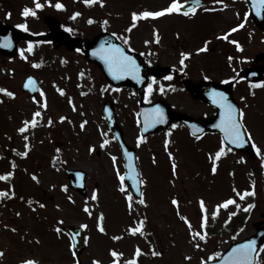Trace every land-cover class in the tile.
Segmentation results:
<instances>
[{"label": "rangeland", "instance_id": "rangeland-1", "mask_svg": "<svg viewBox=\"0 0 264 264\" xmlns=\"http://www.w3.org/2000/svg\"><path fill=\"white\" fill-rule=\"evenodd\" d=\"M204 1L205 4L195 15L173 13L152 18L145 25L136 22L134 32L132 35L130 33L134 40L132 44L143 50L150 61L173 66L178 65L177 59L181 57V52H191L192 56L186 61L187 72L194 81L205 76L215 81L231 78L241 68L251 65L256 53L264 51L262 34L250 26L243 0H223V4L214 0ZM169 4L170 0H117L120 13H124V16L120 21H114L116 23L112 30L124 32L129 20L124 21L130 18L129 13L125 18L126 10L132 13L155 11ZM113 16L119 15L113 13ZM236 23L243 24V35L246 33V38L234 36V33L231 35L232 32L229 34V38L235 37L244 44L237 53L231 45L233 43L226 44L222 38H218L222 33H229ZM93 26L84 20L82 31L85 37L93 35ZM152 27L159 32V43L155 42ZM145 39L151 41L149 44L153 45V50H149ZM205 41H209L208 50L197 53L195 50L202 47ZM173 44L175 49H172ZM229 57H232L231 61ZM47 66L34 69L33 65L22 60L0 63V87L16 93L14 98L0 93V175L13 172L12 180L11 177L8 182L0 180V190L14 191L15 196L4 198H12L19 204L0 206V250L5 253L0 258V264H17L24 259H35L39 264H72L66 241L55 231L67 223L87 225L89 244L85 255H82L84 264H93L94 260L111 264L114 259L112 250L123 253L121 264L134 258L138 264H200L199 257L221 253L228 243L254 230L253 222L259 219L261 212L264 213V157L257 153L248 157L225 150L226 154L214 161L209 157L210 154L214 157L222 146L218 136L208 135L195 140L179 125L136 143V98L132 99L128 92L125 94L128 101L120 94L130 106L121 100L123 104L119 107V119L126 128V139L137 146L144 179L143 198L147 202L151 227L144 229L145 234L129 232L130 226L138 225L133 210L135 207L129 210L127 194L120 190L119 176L115 177L118 167L111 158L115 153L113 147L109 142L102 146L109 135L101 113L105 89H99L98 86L105 82L79 58H67L63 66L65 70L58 75L45 73ZM55 68L54 73L61 69L60 66ZM80 70L83 75L78 74ZM25 71L35 72L39 76L40 93L42 91L43 96L39 94L33 99L21 91ZM58 88L65 90L63 95L58 92ZM233 89L235 99L245 112L246 129L252 134L256 146L264 151V84L248 86L240 82ZM152 93L158 94L156 89ZM45 99L47 108H42ZM166 99L173 108L196 116L211 113L210 108L190 101L182 92H169ZM70 100L76 105L75 110ZM37 110L42 111L43 119L35 128L27 131L32 133L33 139L28 141L29 149L25 150L24 136L18 132V128L25 119H31ZM61 116L67 119L61 121ZM49 117L53 120L52 125L47 123ZM84 120H87V124L81 129L80 124ZM165 141H168L167 147ZM93 147L95 150L100 149L99 156L94 154L95 150H90ZM17 151H27L28 155L22 156ZM151 152L155 157H150ZM51 155L57 157L58 163L54 161L51 164ZM173 159L177 166L175 173ZM214 162L217 165L215 173L212 172ZM64 168H80L87 172L86 197L80 198L62 187L66 183ZM119 173H122L120 168ZM33 174L39 178L38 182L32 178ZM9 183H13L14 188ZM246 190L249 193L254 190L256 194L241 198L239 194ZM94 192L96 199H92ZM69 196L72 200L68 199ZM173 198L179 201V212L177 206L172 204ZM201 198L208 210L206 231L211 229L215 235L206 241L192 239L195 231L205 230L201 227L204 215L199 204ZM229 198L234 199L236 204L221 208L218 216L212 217L216 205ZM30 200L32 203L28 202ZM64 200L69 210L62 216L55 208H59L57 206L63 204ZM133 202L138 208L142 205ZM250 204L253 207L246 210ZM86 205L89 211H85ZM60 208L64 213L65 210ZM14 211L19 215H15ZM100 213L104 216L106 231L103 233L98 228L99 219L95 221L96 215ZM231 213L235 215L229 220ZM241 213H246L243 225L232 227ZM184 216L190 220L191 230L182 218ZM58 218L60 222H57ZM12 229L19 233H13ZM230 229H238L235 236ZM117 236L120 239H113ZM196 243H200L201 247L196 248ZM137 247L142 250L139 257L134 256ZM153 249L159 253L162 250V253L152 255Z\"/></svg>", "mask_w": 264, "mask_h": 264}, {"label": "snow or ice", "instance_id": "snow-or-ice-1", "mask_svg": "<svg viewBox=\"0 0 264 264\" xmlns=\"http://www.w3.org/2000/svg\"><path fill=\"white\" fill-rule=\"evenodd\" d=\"M52 0H47V3L51 4ZM96 2V0H84V3L87 5H92ZM100 5L103 6L104 4V0H99ZM200 2L201 0H170V4L168 7H165L161 10H157V11H141V12H133L132 13V21L133 23L129 26L128 29H126L127 32H131L133 28L136 27V22L139 21L141 18L144 19H148V18H158L162 15L165 14H173V13H178V14H182L184 16H189V15H195V13L197 12L198 8L200 7ZM214 2L216 3H221L223 4V0H214ZM185 10V5H189ZM57 9H64L65 5L61 2V0H56V3L54 5ZM35 7L37 9L43 8L44 4L40 2V0H35ZM224 7H227L226 4H224ZM254 7H256L257 9H264V0H258L257 4L254 5ZM23 15L25 17L32 15L35 16L36 12L33 11L32 8H28L25 7L23 10ZM81 15V13L76 12L73 14L72 19H75L77 16ZM89 23H92V19H89L88 21ZM105 24L108 23L107 20L104 21ZM18 28L24 29L25 31H28L27 25L26 24H18L17 25ZM243 27V24L237 25L236 27L232 28L229 30V33H222L221 36H219L218 38H222L224 40H228L229 39V34L230 32H235L238 28ZM69 31H71V29H68ZM113 36H116V33H112ZM177 35H179V33H177ZM119 39H121L123 41L124 45H129L130 46V36L127 35H123L121 34ZM154 39L156 43L160 42V35L158 30L154 32ZM6 43H4V47H11V40L6 38ZM151 41H145L146 44L150 43ZM231 43L236 44L238 48H241V46L239 45V43L235 40H232ZM208 44L209 41H205L203 46L200 48H197L195 51L197 53L200 52H204L208 50ZM242 50V48H241ZM27 51L28 52H32L33 51V44L31 41L28 42V47H27ZM20 54L21 56H23L25 59H27L26 56H24V50L21 49L20 50ZM93 55L95 56H99L104 63L107 65L108 68V72L109 74L114 78V79H121L123 76H132L134 79L140 80L142 79V77L140 76V64L137 63L136 58L132 55H129L128 52L125 51L124 47L121 46L120 44H115V43H108V44H101L100 47L98 49H94L93 50ZM181 59L179 61V63L181 65L185 64V60H187L189 57L192 56L191 52L188 51H183L181 52ZM232 57H229V61H231ZM149 63H151V61H149ZM180 71H184V68L182 67L180 69ZM83 75V74H81ZM171 76L166 77V79H171ZM205 79H208L207 76H205ZM232 79H235V77H233ZM153 80H155V78H153ZM261 84H264V82H261ZM25 88H30L33 91H36V82L33 79V77L29 76L27 78V82L24 84ZM149 90L151 91L152 89V85L149 84L148 85ZM64 89L63 88H58V92L63 95L64 94ZM160 91L163 92L164 88L163 86L160 88ZM0 93H4L6 94L8 97H12L14 98L16 96V93L4 88V87H0ZM41 96L44 95V93L41 91ZM209 95L213 98V103L219 104V106L223 109L222 115H221V122L220 124L216 125L218 128L221 129V131L224 134V139L227 141H230L231 144L233 145H238V146H242L246 143H248L249 141L252 140V134L250 132L247 131L246 126L244 124V117H245V112L243 109H237L236 105H234L231 101L228 100L227 95L224 92L221 91H217L216 89H212L211 92L209 93ZM33 99H35V97H33ZM37 103H40L39 101H37ZM70 104H72V108L73 110H75L76 105L74 103H72V101H69ZM42 108H47V101L46 99L44 100V102L41 105ZM43 119V115H42V111L37 110L33 113V116L31 119H25L22 122V126L18 128V132L23 134L25 132H27L30 128H35L39 121ZM65 119H67V117L61 116L60 120L64 121ZM166 119L165 115H164V110L162 108H160L159 105L156 106V108L153 110L152 113V122L153 124L155 123H161L164 122ZM48 125H52L53 124V120L51 117L48 118L47 120ZM87 124V120H84L81 122L80 124V128L84 129L85 125ZM173 128L177 127V125L173 124L172 125ZM245 137H247V140L245 139ZM24 140L27 141L28 140V136L25 135ZM139 140H143V137H139ZM108 144V140H104L103 141V145H107ZM168 141H165V145L167 147ZM252 146L255 148V151L257 153V155H260L262 157H264V151L261 150L260 147L256 146V144L253 142ZM25 148H29L28 144H25ZM90 150H95L94 147ZM231 149H229L230 151ZM57 151H59V149H57ZM226 154L225 153V147L222 145L220 147V149L218 151H216L214 157L210 154V159H213L214 161H218L220 159V157L222 155ZM21 155L23 156H27L28 152L25 151L23 153H21ZM169 156L172 157V153L169 152ZM112 161L115 164L117 157L116 156H112ZM155 162V161H154ZM13 167H15V164L13 163ZM129 167H131V165H129ZM173 172L175 173L176 171V163L175 160L173 159ZM217 170V165L214 162L213 166H212V172L215 173ZM13 175V172H8L4 175H0V180H5L7 181L11 176ZM78 176L82 177L84 174L83 173H77ZM117 175L120 178L121 181V188L120 190L123 192L125 191V187L123 185V181L125 179V177L123 175H120L119 173V169H117ZM34 180H37V182L39 181V178L33 174L32 177ZM135 184L134 186L137 187L138 189V185L141 183H144L143 180H139L136 177H133ZM65 190L66 186H65ZM239 194V193H238ZM255 195V191H251V193H249L247 190L243 193V194H239L241 195V198H243L246 195ZM9 196H15V192L11 191L9 192L8 190H0V198L3 197H9ZM96 193H93L92 199H96ZM23 199V198H21ZM69 200H72V197L69 196L68 197ZM127 200H128V208L131 211L133 204V197L132 195L129 193L127 195ZM29 203H32V201H28ZM139 203L142 205L146 206V200L143 198V193H141V198L139 200ZM172 204L177 206V211L179 212V201L175 198H173L172 200ZM200 204V208L203 211L204 215L202 218V225L201 227L204 228L205 230L203 232L201 231H195L194 235L192 236L193 240H196L197 238L199 240L202 241H206L208 238V232L206 231V226H207V222H208V210L206 208L205 205V201L201 198L199 201ZM232 204H236V201L232 198H229L225 201L222 202V204H217L216 205V210L214 212L211 213L212 217H216L219 214V210L221 208H228L229 205ZM41 207H43L44 205H40ZM59 207V206H57ZM237 207H239V205H237ZM253 207V205H248L246 210H250ZM85 211H89L88 206H85ZM91 214V213H89ZM17 215H19V213H17ZM235 215V213H231L229 216V220L231 219V216ZM184 219V221L186 222V224L188 225V228L191 230L192 229V224L190 222V220L188 219L187 216L182 217ZM103 213L100 214L99 216V223H98V228L100 232H105V228L103 226ZM146 219V218H145ZM225 223L227 224L228 221H225ZM83 227H87V225H83ZM144 227V219H141L138 223L137 226H130L128 228V231L131 232L132 234H136L142 231ZM13 231H16V229H12ZM57 232H60L61 229L57 228L56 229ZM113 239H120V237H113ZM37 242H39V240H37ZM196 248H200L201 244L200 243H196L195 244ZM257 252V247H256V241L255 240H249L246 243L243 244H238L236 245V247L232 248L230 252L227 253V256L224 257L221 260V264H258V261L256 259V257L254 256V254ZM142 254V250L137 247L136 251L134 253L135 257H139ZM152 255H160L161 253L155 251V249H153ZM5 253L3 250H0V258L4 257ZM111 255L112 257H114V259L111 261V264H121L120 261V257L123 256L122 252H118L116 250H112L111 251ZM217 257H221V253L220 252H215L213 253L211 256H209L207 258V261H214ZM188 259H190V257H188ZM207 261H205L202 258V264H207ZM20 264H39V262L35 259H24L20 262ZM74 264H79V261H75ZM93 264H102V262L100 260H94ZM125 264H138V261L134 258L132 260H129L127 262H125Z\"/></svg>", "mask_w": 264, "mask_h": 264}, {"label": "flooded vegetation", "instance_id": "flooded-vegetation-1", "mask_svg": "<svg viewBox=\"0 0 264 264\" xmlns=\"http://www.w3.org/2000/svg\"><path fill=\"white\" fill-rule=\"evenodd\" d=\"M40 2L44 4V7L37 9L35 0H0V26L8 25L19 34L30 33L40 37L34 40L21 39L17 43L16 54L13 57H7L0 52V61L21 60L23 56H21L20 50L23 49L24 56H30L32 60L44 63L56 62L60 67H63V63L68 57L83 58L85 36L82 29L84 20L88 23L89 19H92L94 31L91 37H93L103 31L112 32L116 23L114 21L124 16L123 13H120L117 0H104L103 6L100 5L99 0H96L92 5L85 4L84 0H61L65 5L64 9H57L54 6L56 0H52L51 4L47 3V0H40ZM25 7L32 8L36 15L25 17L23 15ZM76 12L81 15L72 19ZM113 13L122 17L113 16ZM105 20L108 21L107 24L104 23ZM18 24H26L28 31L18 28ZM69 28L71 31L68 30ZM121 34L124 33L117 34L118 39ZM29 41L33 44L32 52L27 51ZM119 41L123 43L121 39ZM125 46L135 49L131 44ZM88 65L103 77V73L97 65L93 63H88ZM135 96L137 95L135 94ZM258 264H264V252L261 253Z\"/></svg>", "mask_w": 264, "mask_h": 264}, {"label": "water", "instance_id": "water-1", "mask_svg": "<svg viewBox=\"0 0 264 264\" xmlns=\"http://www.w3.org/2000/svg\"><path fill=\"white\" fill-rule=\"evenodd\" d=\"M257 2H258V0H246L247 6L249 9V14H250L253 22L256 23L258 25V27L264 32V9H257L256 7H254V5L257 4ZM202 4H203V2L201 0L200 6ZM188 6H190V3H189V5H185V10ZM107 36H110V35L102 34V35H99L98 37H96L93 41L86 42L85 50H84V54H85L87 60L93 61V62H96L97 64H99V66L101 67V69L105 73H108L107 65L104 63V61L99 56L93 55V50L98 49L102 43L103 44H108V43L118 44L116 42L107 41L105 39ZM257 60L261 61L260 65L244 70V73L242 75L246 80H249V81H261L262 80V81H264V54L258 55ZM148 72H150L152 74H157V72H153V71H149V70H148ZM107 78L110 79V81L112 83H114L115 85H121L122 83H129V84H132L134 86H137V88H139L138 89L139 92L142 91L141 87L145 84V81H143V80H142V82L137 83L138 80L134 79L132 76H123L119 80L114 79L111 75H109ZM26 82H27V80H26ZM231 84H232V82L226 83L224 85H218L214 82H202L197 86L188 85L189 91L191 92L192 95L198 96L203 101L210 103L213 106H215V109H216L215 115L208 120H195L192 117H189V116H186L183 114H178L175 112H171L169 109V106L164 102H157V103L151 104V105H140L139 120H140L141 133L146 134L148 132H154L159 127L164 128V127L168 126V124H170L171 122L181 121L188 127L191 134L194 136L203 134L206 131L218 132L221 135L223 142L227 146H229L230 148H232L234 150L243 151V152L247 153L248 155H252V145H251L250 141L248 143L242 145V146L233 145L230 143V141H227L224 139L223 132L221 131L220 128H218L216 126V125L220 124V122H221V115H222L223 109L219 106V104L213 103V98L209 95V93L211 92L212 89H216L217 91L224 92L227 95L228 100L231 101L234 105H236L237 109H239V107L236 104V102L234 101L232 93H231ZM28 89H30V88H28ZM31 92H34V91L31 90ZM157 105H159L160 108H162L164 110V115H165L166 119L164 122L153 124L152 113H153V110L156 108ZM104 112H105V117H106L108 124L111 127H113L111 125V118L112 117L110 115L109 110L106 108L104 110ZM245 139L247 140V137H245ZM125 161H126V164H125L126 172L124 175L125 181L130 185L134 194L138 195L139 185H138V189H137V187L134 186L135 181L133 179V177H136L138 179L137 168L135 167L134 160L131 156H129V154L125 153ZM129 165H131V167H129ZM72 173H74V172L73 171H67L69 178H70V175ZM74 187L79 189L81 192H84L83 181L80 179V177H79V181L77 180ZM64 230L72 237V240H73L72 244H73V247H75L76 252L77 253L81 252V250L84 247V242H83V237H82L81 231L74 228V227H65ZM261 231H264V227L259 229L257 234L245 239L243 242L232 244L230 246V248L221 257L220 260H218L216 262L207 263V264H221V260L227 256V253L230 252L232 248L236 247V245H238V244L246 243L249 240H255L256 241V247L258 248L259 243L264 238V233ZM255 254H254V256H255Z\"/></svg>", "mask_w": 264, "mask_h": 264}]
</instances>
